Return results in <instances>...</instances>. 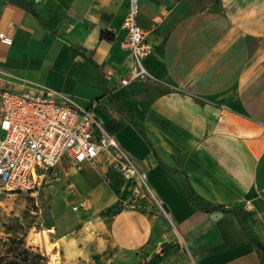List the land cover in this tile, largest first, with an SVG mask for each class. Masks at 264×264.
<instances>
[{
	"label": "crops",
	"instance_id": "1",
	"mask_svg": "<svg viewBox=\"0 0 264 264\" xmlns=\"http://www.w3.org/2000/svg\"><path fill=\"white\" fill-rule=\"evenodd\" d=\"M25 1L36 15L0 0V32L13 37L11 46L0 41V86H34L85 106L97 100L96 115L108 106L107 131L152 192L135 210L116 209L118 199L101 197L86 170L73 167L68 184L75 199L67 207L77 201L86 210L87 197L96 215L73 221L69 209L71 215L58 210V231L70 229L59 243L71 264H263L235 213L197 209L185 180L160 162L186 173L205 201L237 209L264 252V0H140L138 23L153 46L143 64L178 91L157 86L143 106L134 103L146 93L132 80L134 60L124 46L129 0ZM104 31L115 39H101ZM71 45L100 66L107 89L149 143L104 94L99 70ZM58 254L50 259L61 264Z\"/></svg>",
	"mask_w": 264,
	"mask_h": 264
},
{
	"label": "built area",
	"instance_id": "2",
	"mask_svg": "<svg viewBox=\"0 0 264 264\" xmlns=\"http://www.w3.org/2000/svg\"><path fill=\"white\" fill-rule=\"evenodd\" d=\"M139 13L140 0H129L122 27L128 34L124 46L134 60L132 80L151 77L143 62L153 46L138 23ZM0 41L11 46L13 37L0 32ZM97 107V100L85 106L73 96L34 86H0V129L4 132L0 138V181L6 191L39 196L47 178L64 159L79 168L95 164L104 154H113L119 158L128 191L121 206L135 210L147 200L152 192L144 176L102 126ZM244 207L250 210L251 204L247 202ZM47 264L59 263L51 259Z\"/></svg>",
	"mask_w": 264,
	"mask_h": 264
},
{
	"label": "rangeland",
	"instance_id": "3",
	"mask_svg": "<svg viewBox=\"0 0 264 264\" xmlns=\"http://www.w3.org/2000/svg\"><path fill=\"white\" fill-rule=\"evenodd\" d=\"M137 81L141 84L142 93H146L144 94L146 98L134 102L140 106H143L146 100H154L152 92L157 86L170 91L171 94H178L174 87L168 88L154 80L152 76L146 79L139 78ZM97 115L102 126L108 130L104 117L110 119L109 107L104 105L97 111ZM80 168L86 170L88 176L92 178L94 191L99 190L101 197L110 193L118 199L113 207L119 209L121 200L126 199L128 194L127 188L124 187L125 181L119 158L113 154H104L88 169L82 166L78 169ZM74 173L75 168L70 163L58 166L47 178L39 196L8 192L5 186H0V264H47L51 256L58 252L61 264L73 263L74 259L64 255L65 251L59 243L61 238L70 237V229L63 234L58 231L56 214L61 208L60 212L65 211L67 215H71V211L74 214L73 221L96 215L92 201L87 197L85 198L88 200V209L85 205L86 210L79 208L75 210L77 201L67 207L68 203L75 199L74 195L69 196L72 186L68 184ZM77 191H81L79 187ZM68 196L69 198H64ZM147 202L145 200L141 203L147 204ZM106 213L104 211L101 214ZM163 263L162 260L160 262L152 260L150 264Z\"/></svg>",
	"mask_w": 264,
	"mask_h": 264
},
{
	"label": "trees",
	"instance_id": "4",
	"mask_svg": "<svg viewBox=\"0 0 264 264\" xmlns=\"http://www.w3.org/2000/svg\"><path fill=\"white\" fill-rule=\"evenodd\" d=\"M8 2H10L11 4H14V5L20 6V7L24 8V9H26L27 11H29V12H31V13H33V14L36 15V13L34 11V6H35L34 3H29V2H26L25 0H8ZM40 22L42 23V25L44 26V28L48 31V33L50 35H52L53 37H55V38L63 41L41 19H40ZM101 39H105V40H108V41H113L115 39V35H114L113 32L104 31V32L101 33ZM71 48L76 53H78L80 56H82L84 59H86L91 64H93L99 70L100 77L102 79L104 94L109 97L110 101L114 104V106L117 108V110L119 111V113L128 121V123H130L143 136V138L148 142V139H147L146 134L141 129L140 122L135 118L134 115H132L131 113H129L128 110H126V108L123 106V104L121 103V101H119L118 98L107 89V87L105 85V78H104V75H103V72H102L100 66L90 56H88L83 50H81V49H79V48H77L75 46H72V45H71ZM160 163L166 169H168L170 171H173V172L179 174L185 180V182H186V192H187L188 200L197 209H199L201 211H204V212L205 211H212V210H220V211H223V212L235 213L239 217L240 222L242 223V226H243V228H244L247 236L249 237L250 241L252 242V244L259 251L260 257H261V260H262V263L264 264V252H263L261 246L253 239V237L249 233V231L246 228V225H245V223L243 221V218H242V216L240 215V213L238 212L237 209H234V208H225L223 206L214 205V204H211V203L205 201L194 190L193 186L190 183L189 177H188V175L186 173L179 172L177 170H173V169L168 168L167 166H165L162 162H160Z\"/></svg>",
	"mask_w": 264,
	"mask_h": 264
},
{
	"label": "water",
	"instance_id": "5",
	"mask_svg": "<svg viewBox=\"0 0 264 264\" xmlns=\"http://www.w3.org/2000/svg\"><path fill=\"white\" fill-rule=\"evenodd\" d=\"M165 207V206H164Z\"/></svg>",
	"mask_w": 264,
	"mask_h": 264
}]
</instances>
